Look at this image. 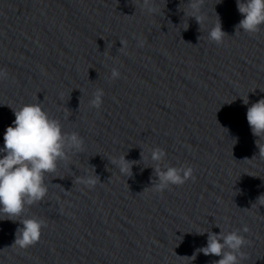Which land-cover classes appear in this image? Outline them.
<instances>
[{
	"label": "clouds",
	"instance_id": "clouds-1",
	"mask_svg": "<svg viewBox=\"0 0 264 264\" xmlns=\"http://www.w3.org/2000/svg\"><path fill=\"white\" fill-rule=\"evenodd\" d=\"M204 2L205 0H188V7L192 10L188 14L201 25L206 17L198 13ZM141 6L149 13L156 12L154 0H143ZM236 6L243 17L235 26L236 31L243 30L249 34L259 32L264 25V0H236ZM217 17L208 37L210 41L220 44L227 34L222 30L219 16ZM120 75L117 68H112L110 79L115 80ZM6 78L7 72L0 69V79ZM103 96L104 91L97 89L90 101L91 106L99 109ZM243 102L247 105L248 98L243 99ZM12 110L15 120L6 128L4 146L0 148V220L19 221L22 227L16 229L12 246L27 249L39 241L41 230L47 225L42 219L24 218L26 209L43 200L48 191L46 175L53 173L60 161L68 159V150L83 151L84 140L76 132L65 133L60 122L51 118L40 104H25ZM246 119L252 134L264 138V98L247 108ZM258 147L259 154L264 155V147ZM165 154L163 149L156 148L151 152V159L159 162ZM141 155L146 159L143 153ZM134 162L125 159V156L111 159V163L126 176H131ZM155 174L159 182L154 185V189L159 192L172 185H183L189 179H195L191 167L168 166L162 170L157 166ZM98 179L91 175L77 177L76 182L92 187ZM257 201L264 205V195ZM240 231L237 229L227 234L224 231L219 234L208 233L206 246L197 249L191 258L195 259L197 253H203L205 256L220 257L214 264H241L247 258L242 249L248 241ZM242 231L246 233L249 229L244 226Z\"/></svg>",
	"mask_w": 264,
	"mask_h": 264
}]
</instances>
